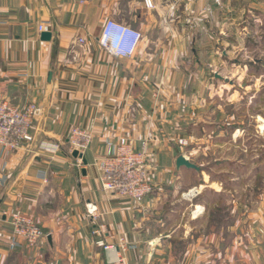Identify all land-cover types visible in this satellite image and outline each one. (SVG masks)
I'll return each mask as SVG.
<instances>
[{
  "label": "crops",
  "instance_id": "0c3cea01",
  "mask_svg": "<svg viewBox=\"0 0 264 264\" xmlns=\"http://www.w3.org/2000/svg\"><path fill=\"white\" fill-rule=\"evenodd\" d=\"M151 1L152 8L143 0H0V101L45 107L35 141L58 145L1 153L0 264H115L98 242L117 236L128 244L127 264H264V182L240 201L232 177L223 186V171H209L177 143L190 141L196 107L203 132L205 114L221 121L223 92L245 86L258 68L259 59L253 66L235 58H248V27L264 28V0ZM107 20L141 33L129 57L100 47ZM39 24L48 25L49 41ZM73 126L92 134L86 164L68 151ZM119 137L148 155L152 191L140 203L99 185L94 163ZM180 154L200 171L177 168ZM16 214L44 231L36 247H9Z\"/></svg>",
  "mask_w": 264,
  "mask_h": 264
},
{
  "label": "built area",
  "instance_id": "2783aa9c",
  "mask_svg": "<svg viewBox=\"0 0 264 264\" xmlns=\"http://www.w3.org/2000/svg\"><path fill=\"white\" fill-rule=\"evenodd\" d=\"M212 4L222 7L225 0H209ZM145 7L152 8L151 0H143ZM47 24H39L38 31H48ZM141 38V33L129 26L114 20H107L98 38L100 47L113 57H129L134 52ZM79 43H84L79 39ZM40 107L30 103L25 107L12 106L7 101H0V161L1 153H10L21 147L32 145V149L45 152H55L58 145L47 142H36L33 125ZM92 140L90 131L73 126L67 139L68 151L76 150L84 155ZM177 143L188 145V140L179 138ZM81 163V158H76ZM98 180L102 191L112 193L140 203L151 193L152 182L150 177L149 160L145 147L135 150L132 142L126 137H119L113 146V151L104 158L96 161ZM91 213V212H90ZM11 238L9 247L21 245L36 247L45 236L44 231L29 216L16 214L9 220ZM98 230H94L96 233ZM113 241L98 243L105 251L115 253V264H127L126 252L128 244L124 237H112Z\"/></svg>",
  "mask_w": 264,
  "mask_h": 264
},
{
  "label": "rangeland",
  "instance_id": "374dc122",
  "mask_svg": "<svg viewBox=\"0 0 264 264\" xmlns=\"http://www.w3.org/2000/svg\"><path fill=\"white\" fill-rule=\"evenodd\" d=\"M250 30L253 38L250 39L252 47L248 58L237 55L235 59L242 63L250 61L253 66H256L253 61L259 59L258 68L254 67L240 82L246 83L245 86H238L235 92L231 89L223 92V101L218 106L222 110L223 116L219 115L221 121L218 120V113L205 114L204 119L210 121V125L204 132L197 125L201 108H195L192 114L194 127L190 141L187 139L189 144L182 146L189 148L195 162L211 167L209 171H223L218 174L223 186L232 177L238 183L234 189L240 201L249 189H259L264 182V69L261 67L264 64V28L261 26L253 30V27H248ZM246 40L244 42L247 44ZM197 100L196 106L203 105ZM212 103L213 99L209 105ZM261 191L264 196V188ZM252 203L256 205L255 200Z\"/></svg>",
  "mask_w": 264,
  "mask_h": 264
},
{
  "label": "water",
  "instance_id": "95a60500",
  "mask_svg": "<svg viewBox=\"0 0 264 264\" xmlns=\"http://www.w3.org/2000/svg\"><path fill=\"white\" fill-rule=\"evenodd\" d=\"M40 39L42 41H49L51 39V32H48V31L41 32L40 33ZM50 76H51V72L48 73V80H49ZM37 113L41 117V120H40V126H41L42 123H43L44 115H45V107H41ZM71 155L74 158H81V161H82L83 164L87 163L84 155L81 154V153H78L76 150L72 151ZM175 165H176L177 168L183 166V167H186L188 169H192L194 171H200V166H198L197 164L191 162L188 158H186L182 154H180V155H178L176 157ZM20 185H21V180L18 179L17 182L12 187V189L10 190V194L16 195L19 192Z\"/></svg>",
  "mask_w": 264,
  "mask_h": 264
},
{
  "label": "bare ground",
  "instance_id": "6f19581e",
  "mask_svg": "<svg viewBox=\"0 0 264 264\" xmlns=\"http://www.w3.org/2000/svg\"><path fill=\"white\" fill-rule=\"evenodd\" d=\"M262 127H264V125H262Z\"/></svg>",
  "mask_w": 264,
  "mask_h": 264
}]
</instances>
